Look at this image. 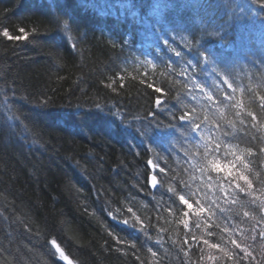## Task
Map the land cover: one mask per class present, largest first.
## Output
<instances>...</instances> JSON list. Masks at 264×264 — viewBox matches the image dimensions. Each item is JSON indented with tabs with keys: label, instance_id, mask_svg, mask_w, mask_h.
Instances as JSON below:
<instances>
[{
	"label": "trees",
	"instance_id": "16d2710c",
	"mask_svg": "<svg viewBox=\"0 0 264 264\" xmlns=\"http://www.w3.org/2000/svg\"><path fill=\"white\" fill-rule=\"evenodd\" d=\"M252 89L264 95V0H0V264H65L53 240L75 264H264V114L251 104L257 127L239 124L224 98L247 105ZM184 111L200 130L155 126ZM218 140L252 149L251 195L191 168ZM178 180L207 212L184 217Z\"/></svg>",
	"mask_w": 264,
	"mask_h": 264
},
{
	"label": "snow or ice",
	"instance_id": "6c2138e0",
	"mask_svg": "<svg viewBox=\"0 0 264 264\" xmlns=\"http://www.w3.org/2000/svg\"><path fill=\"white\" fill-rule=\"evenodd\" d=\"M20 32L23 33L24 29L21 28ZM3 35L7 37L10 40H21V39H27L26 36H9V33L7 30L4 31ZM164 44H168V41H165ZM175 51V49H173ZM177 56L180 55L179 52L176 53ZM205 62V67L201 69L202 72L209 71L208 65H210L212 62L210 60V57L207 56L205 53H201L199 55V58L196 59L195 65H200L201 62ZM147 63H151V61H147ZM189 67H194L193 63L191 61L188 62ZM214 71V69H213ZM223 83L227 84V87L232 90V93H235L236 89L233 87V84L231 82H228V80L225 78ZM151 87V85H150ZM195 88H199L200 91H203V87L200 84H194ZM155 91L157 93H161L163 91L162 88H155ZM193 99H196L195 96L192 97ZM209 101H213V97L211 94H208L207 96ZM224 98L229 101H233L232 106L236 109L235 116L238 118L239 124H245L246 121H248L251 124V127L255 128L257 127L259 123L258 113L256 111H253L250 108L251 104H256L257 108L259 109L260 114H264V95L257 96L255 93V89L251 90L250 99L247 102V105L243 101L236 102L234 101L233 95L231 93H224ZM157 107H161L164 101H162L160 98H157L155 101ZM153 116H155V113H153ZM172 119L175 120L177 123L172 124L170 122L169 125H155L160 128H175L177 126H180V128H184L185 125H190L194 130H200L201 124L197 123L198 117L194 112H182L181 115L176 116L173 114ZM208 119L207 117L205 118ZM149 124L151 125V121H149ZM237 126V120H228L226 121L225 125H221L219 122L215 123V128L220 132L222 136L225 137V140L230 138V129H234ZM225 140H218L215 144L205 143L203 145L204 147V153L203 155H200L199 157H193V159H196V163L191 165V168L193 171L195 168L199 167V174L201 177L206 176L209 172H215L217 175H221L222 178L229 184L232 185L236 190L239 192H246L251 195L254 191L253 189V182L249 178V175L246 174L249 170V163L246 160V155L251 156L252 155V149L249 147L247 148L246 152L245 150L241 149L238 152L233 150V145L231 143H225ZM261 153H264V148L259 149ZM222 156L223 159H216L212 157H220ZM149 164L152 162L149 161ZM159 172L161 174H165V169L161 167L159 169ZM152 179V187L156 188L157 184V176L153 175L151 177ZM211 176L207 175V181L211 182ZM199 181H193V183H198ZM241 182H243V187L241 186ZM178 184H181L180 192H187V196L184 194H180L178 196L179 202L181 205L185 208V211L183 213L184 217H188L190 213L195 212L197 217H199L201 214L208 211L203 204H198V206L194 205L192 202V199H195L196 197H199L200 192L195 190L188 182H181L177 181ZM217 190L222 191L225 196L228 195L227 190L224 189L223 184H220L219 181L217 182ZM173 194H176L177 190L173 188L172 190ZM191 197V198H189ZM232 203H235V200L231 201ZM262 211H264V205H261ZM129 212L132 211L131 208L128 209ZM245 216H248L249 213L245 212ZM262 222H264V219H262ZM125 224L128 223L127 220L124 221ZM184 226L188 227V221L184 220ZM197 226H199V221L197 222ZM225 231H228L227 228L224 229ZM209 236L212 235L211 232L207 233ZM260 236L264 238V229H261ZM195 239V237H193ZM52 243L56 246L57 251L60 254V257L64 261H67V264H72V260L69 259L67 255H65L64 250L60 248L59 244H56V241L53 240ZM203 243L205 245H208L211 249H216L222 253L228 258V259H235V257L238 255V253L228 252L225 251V249L221 246L219 243H209L207 239L203 240ZM231 243L235 246V248L240 249L241 252H244L247 256H251V252H248L246 248H242L241 244L238 243L235 239L231 240ZM151 251V249H149ZM153 255L155 256L156 253L153 252ZM243 258V257H242ZM207 259L209 261L215 262L217 260V257L214 255H208Z\"/></svg>",
	"mask_w": 264,
	"mask_h": 264
},
{
	"label": "water",
	"instance_id": "95a60500",
	"mask_svg": "<svg viewBox=\"0 0 264 264\" xmlns=\"http://www.w3.org/2000/svg\"><path fill=\"white\" fill-rule=\"evenodd\" d=\"M152 176H153V175L150 176V186H151L152 189H155V188L152 187V183H153V182H152V179H151ZM156 184L158 185V181H156ZM57 252H58V251H57ZM58 253H59V252H58ZM64 253H65V252H64ZM59 255H60V254H59ZM65 255H67V254L65 253ZM67 256H68V255H67ZM68 257H69V256H68ZM61 259H62V257H61ZM69 259H71V258L69 257ZM71 260H72V259H71ZM62 261H63L65 264H67V261H64L63 259H62ZM72 264H74L73 260H72Z\"/></svg>",
	"mask_w": 264,
	"mask_h": 264
},
{
	"label": "bare ground",
	"instance_id": "6f19581e",
	"mask_svg": "<svg viewBox=\"0 0 264 264\" xmlns=\"http://www.w3.org/2000/svg\"><path fill=\"white\" fill-rule=\"evenodd\" d=\"M91 8V7H90ZM74 262V261H73ZM74 264H75V262H74Z\"/></svg>",
	"mask_w": 264,
	"mask_h": 264
}]
</instances>
